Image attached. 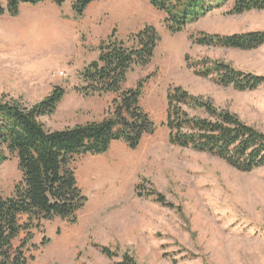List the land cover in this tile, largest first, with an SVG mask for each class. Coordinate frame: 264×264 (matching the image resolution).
<instances>
[{
  "label": "rangeland",
  "instance_id": "rangeland-1",
  "mask_svg": "<svg viewBox=\"0 0 264 264\" xmlns=\"http://www.w3.org/2000/svg\"><path fill=\"white\" fill-rule=\"evenodd\" d=\"M94 3L82 17L75 15L70 0L63 6L50 0L25 4L17 16L0 17V101L30 108L60 87L66 95L57 111L41 119L47 130L100 122L112 112L117 96L78 92L85 87L82 71L98 60L101 42L115 31L125 40L153 26L160 36L153 63L135 68L123 89L146 80L141 106L156 131L135 150L115 142L104 155L77 159L76 178L88 202L76 224L55 219L31 230L28 264H116L125 254L137 264H264V167L243 173L217 157L176 147L163 126L167 94L181 88L264 133V85L239 91L197 73L222 62L264 76V45L241 51L194 42L202 35L264 31V10L231 15V0L174 34L165 25V14L147 0ZM0 4L6 8L7 0ZM192 113L206 118L202 111ZM4 153L0 190L8 196L21 172L17 157ZM26 238L22 233L15 245Z\"/></svg>",
  "mask_w": 264,
  "mask_h": 264
},
{
  "label": "trees",
  "instance_id": "trees-1",
  "mask_svg": "<svg viewBox=\"0 0 264 264\" xmlns=\"http://www.w3.org/2000/svg\"><path fill=\"white\" fill-rule=\"evenodd\" d=\"M48 0H7L0 4V17L8 13L15 17L22 5H39ZM63 6L68 0H50ZM73 12L82 17L94 2L103 0H70ZM152 8L164 13L165 25L171 33H181L231 0H147ZM264 0H234L231 15L263 11ZM160 36L153 26L130 34L125 40L116 31L99 46L98 60L89 64L80 77L85 87L78 90L84 96L103 97L115 94L113 110L100 122L76 125L64 130H47L41 119L57 111L66 92L56 87L42 102L27 108L16 101H0V165L7 160L4 150L18 159L20 181L12 195L0 190V264H28L25 248L32 239L31 230L42 222L55 219L76 224L88 199L78 185L74 166L87 155H104L115 142L137 149L143 138L156 131V124L141 106L144 83L124 90L129 74L135 68H147L153 63ZM196 44L252 51L264 45V31L230 36L202 35ZM198 76L212 77L220 86L239 91H252L264 85V76L234 69L222 62L204 65ZM167 121L172 145L205 153L223 160L233 169L249 173L264 167V133L243 123L236 115L218 110L210 103L192 96L181 88L167 94ZM192 111H202L206 118ZM156 194V193H153ZM164 204V198L157 194ZM26 221H25V220ZM26 232L21 245L15 241ZM103 253L112 258L109 250ZM116 264H137L125 254Z\"/></svg>",
  "mask_w": 264,
  "mask_h": 264
},
{
  "label": "crops",
  "instance_id": "crops-1",
  "mask_svg": "<svg viewBox=\"0 0 264 264\" xmlns=\"http://www.w3.org/2000/svg\"><path fill=\"white\" fill-rule=\"evenodd\" d=\"M44 3V2H43ZM95 4V3H94ZM92 6V5H91Z\"/></svg>",
  "mask_w": 264,
  "mask_h": 264
}]
</instances>
